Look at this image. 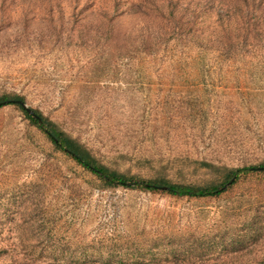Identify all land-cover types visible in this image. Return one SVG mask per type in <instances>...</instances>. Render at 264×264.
<instances>
[{"label": "rangeland", "instance_id": "rangeland-1", "mask_svg": "<svg viewBox=\"0 0 264 264\" xmlns=\"http://www.w3.org/2000/svg\"><path fill=\"white\" fill-rule=\"evenodd\" d=\"M14 95L127 177L263 167L264 0H0ZM256 171L217 197L100 188L0 106V264H264Z\"/></svg>", "mask_w": 264, "mask_h": 264}, {"label": "trees", "instance_id": "trees-1", "mask_svg": "<svg viewBox=\"0 0 264 264\" xmlns=\"http://www.w3.org/2000/svg\"><path fill=\"white\" fill-rule=\"evenodd\" d=\"M5 101H22L25 103L24 97L17 95L0 97V103ZM8 105L14 106L31 126L42 132L56 151L64 153L85 171L90 173L95 180H97L100 188L122 186L141 191H156L160 190L158 188L163 187L165 189L162 192L175 197H217L231 188L235 181L240 179L242 176H248L257 172V168L252 166L236 168L225 173L222 181L204 186L171 183L162 178L144 180L141 178L127 177L102 166L84 144L68 135L56 123L44 116L39 110L32 109L40 121L26 113V111L19 104L9 103ZM198 165L200 168L206 169L207 171L214 169V165L209 162L202 161L199 162ZM232 178H235L234 181L231 184H228Z\"/></svg>", "mask_w": 264, "mask_h": 264}, {"label": "water", "instance_id": "water-1", "mask_svg": "<svg viewBox=\"0 0 264 264\" xmlns=\"http://www.w3.org/2000/svg\"><path fill=\"white\" fill-rule=\"evenodd\" d=\"M9 103H17V104H19V105H20V106L26 111V113H28L30 116H32L33 118H35V119H37L38 121H40L39 118H38V116L34 113V111H33L30 107H28V106H27L24 102H22V101H5V102L0 103V106H5L6 104H9ZM257 169H258V170H264V167H258ZM234 179H235V178H232V179L229 181L228 184H231V183L234 181ZM158 189H160L161 191H163L165 188L161 187V188H158Z\"/></svg>", "mask_w": 264, "mask_h": 264}]
</instances>
